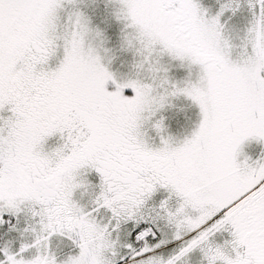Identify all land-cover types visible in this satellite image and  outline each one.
Wrapping results in <instances>:
<instances>
[{
    "label": "snow or ice",
    "instance_id": "6c2138e0",
    "mask_svg": "<svg viewBox=\"0 0 264 264\" xmlns=\"http://www.w3.org/2000/svg\"><path fill=\"white\" fill-rule=\"evenodd\" d=\"M0 264H264V0H0Z\"/></svg>",
    "mask_w": 264,
    "mask_h": 264
}]
</instances>
